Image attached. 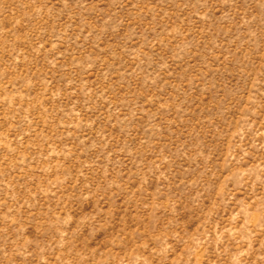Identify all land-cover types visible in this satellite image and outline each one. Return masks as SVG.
<instances>
[{
    "label": "rangeland",
    "instance_id": "374dc122",
    "mask_svg": "<svg viewBox=\"0 0 264 264\" xmlns=\"http://www.w3.org/2000/svg\"><path fill=\"white\" fill-rule=\"evenodd\" d=\"M0 264H264V0H0Z\"/></svg>",
    "mask_w": 264,
    "mask_h": 264
}]
</instances>
